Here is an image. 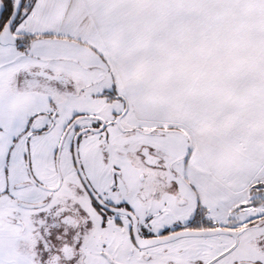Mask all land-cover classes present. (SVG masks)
<instances>
[{
  "label": "snow or ice",
  "instance_id": "obj_1",
  "mask_svg": "<svg viewBox=\"0 0 264 264\" xmlns=\"http://www.w3.org/2000/svg\"><path fill=\"white\" fill-rule=\"evenodd\" d=\"M0 264H264V0H0Z\"/></svg>",
  "mask_w": 264,
  "mask_h": 264
}]
</instances>
